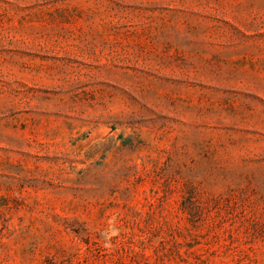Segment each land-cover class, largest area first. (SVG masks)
Segmentation results:
<instances>
[{
    "label": "rangeland",
    "instance_id": "374dc122",
    "mask_svg": "<svg viewBox=\"0 0 264 264\" xmlns=\"http://www.w3.org/2000/svg\"><path fill=\"white\" fill-rule=\"evenodd\" d=\"M0 264H264V0H0Z\"/></svg>",
    "mask_w": 264,
    "mask_h": 264
}]
</instances>
